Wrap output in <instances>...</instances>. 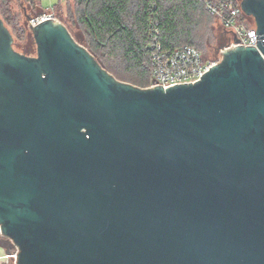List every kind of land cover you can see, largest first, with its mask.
Here are the masks:
<instances>
[{
    "label": "water",
    "instance_id": "95a60500",
    "mask_svg": "<svg viewBox=\"0 0 264 264\" xmlns=\"http://www.w3.org/2000/svg\"><path fill=\"white\" fill-rule=\"evenodd\" d=\"M241 8L257 46L168 89L117 80L56 19L22 54L0 17V234L15 264H264V0Z\"/></svg>",
    "mask_w": 264,
    "mask_h": 264
},
{
    "label": "trees",
    "instance_id": "16d2710c",
    "mask_svg": "<svg viewBox=\"0 0 264 264\" xmlns=\"http://www.w3.org/2000/svg\"><path fill=\"white\" fill-rule=\"evenodd\" d=\"M20 0H0V13L9 22ZM40 0H30V4ZM59 2L55 8H61ZM63 15L81 25L87 36V49L117 80L140 88L150 82L151 23L160 29V42L167 50L194 44L193 15H207L200 0H67ZM62 14V12H61ZM211 17V16H210ZM30 50V49H27ZM203 54V53H202ZM114 58L116 62L104 60Z\"/></svg>",
    "mask_w": 264,
    "mask_h": 264
},
{
    "label": "built area",
    "instance_id": "2783aa9c",
    "mask_svg": "<svg viewBox=\"0 0 264 264\" xmlns=\"http://www.w3.org/2000/svg\"><path fill=\"white\" fill-rule=\"evenodd\" d=\"M210 16L216 19L223 31L230 34V43L221 50L237 46H257V29L254 20L241 8V0H200ZM53 19L47 15L35 16L28 21V29L40 22ZM252 22H251V21ZM151 70L150 84L147 88H172L178 85L194 84L218 62H209L192 45H182L167 50L160 42V29L157 23H151L150 31ZM237 41V42H236ZM18 249L7 257L16 262Z\"/></svg>",
    "mask_w": 264,
    "mask_h": 264
},
{
    "label": "rangeland",
    "instance_id": "374dc122",
    "mask_svg": "<svg viewBox=\"0 0 264 264\" xmlns=\"http://www.w3.org/2000/svg\"><path fill=\"white\" fill-rule=\"evenodd\" d=\"M58 0H40L34 4H30V0H20L19 6L15 5L10 14L9 22L5 21L6 26L11 31L14 43L13 46L16 51L25 54L27 56L37 55V46L33 39L31 31L28 29V19L47 15L53 19L59 20L67 26L73 37L83 46L87 48V36L84 29L79 24H75L63 15V11L66 10V1L62 2L61 8H55ZM42 6V8H41ZM62 12V14H61ZM0 17L4 19L1 16ZM193 21L196 20L197 24L194 25L195 31L193 33L194 44L201 47L198 44H202L200 48L203 56L209 62H219L222 59L221 50L224 49L231 41L230 34L223 31L216 19L212 16L202 15L197 12L193 15ZM251 21V20H250ZM252 22V21H251ZM30 49V50H27ZM104 60L109 59V62H116L114 58H108L102 56ZM12 243V242H11Z\"/></svg>",
    "mask_w": 264,
    "mask_h": 264
},
{
    "label": "crops",
    "instance_id": "0c3cea01",
    "mask_svg": "<svg viewBox=\"0 0 264 264\" xmlns=\"http://www.w3.org/2000/svg\"><path fill=\"white\" fill-rule=\"evenodd\" d=\"M55 1H57V0H55ZM65 1H67V0H58L57 4L59 2H65ZM41 8H42V6H41ZM13 249H14V246L11 243V241L9 239H7L6 237H3L0 234V264H15L13 259L7 257L8 255H10V253L13 251Z\"/></svg>",
    "mask_w": 264,
    "mask_h": 264
}]
</instances>
